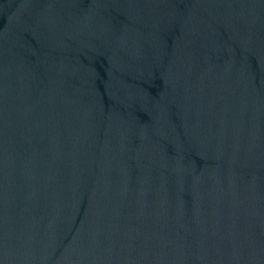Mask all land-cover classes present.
<instances>
[{
    "label": "water",
    "instance_id": "1",
    "mask_svg": "<svg viewBox=\"0 0 264 264\" xmlns=\"http://www.w3.org/2000/svg\"><path fill=\"white\" fill-rule=\"evenodd\" d=\"M0 264H264V0H0Z\"/></svg>",
    "mask_w": 264,
    "mask_h": 264
}]
</instances>
